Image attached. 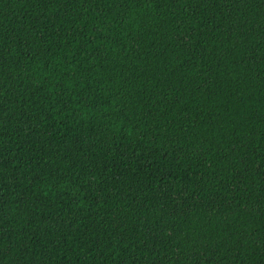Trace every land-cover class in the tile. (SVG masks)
<instances>
[{
	"label": "trees",
	"instance_id": "obj_1",
	"mask_svg": "<svg viewBox=\"0 0 264 264\" xmlns=\"http://www.w3.org/2000/svg\"><path fill=\"white\" fill-rule=\"evenodd\" d=\"M0 264H264V0H0Z\"/></svg>",
	"mask_w": 264,
	"mask_h": 264
}]
</instances>
